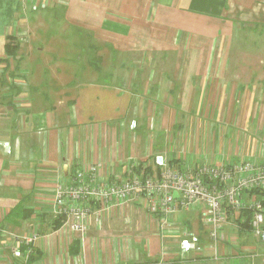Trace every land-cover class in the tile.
<instances>
[{
	"label": "crops",
	"instance_id": "crops-1",
	"mask_svg": "<svg viewBox=\"0 0 264 264\" xmlns=\"http://www.w3.org/2000/svg\"><path fill=\"white\" fill-rule=\"evenodd\" d=\"M251 34L264 45V0H0V223L24 233L39 222L30 264H69L75 239L79 264H264L245 210H226L215 249L201 208L177 210L168 230L129 204L82 241L48 232L56 182L84 164H100V182L152 171L157 155L180 168L262 164L264 52L246 50ZM78 37L98 64L88 58L75 83L63 64L49 74L42 48L59 54ZM242 197L264 200V188ZM183 231L201 248L182 252Z\"/></svg>",
	"mask_w": 264,
	"mask_h": 264
},
{
	"label": "built area",
	"instance_id": "built-area-1",
	"mask_svg": "<svg viewBox=\"0 0 264 264\" xmlns=\"http://www.w3.org/2000/svg\"><path fill=\"white\" fill-rule=\"evenodd\" d=\"M153 163L155 170L160 167L157 175H145L140 170L111 183L96 181L99 163L84 164L74 169L69 182L57 181L52 195L51 214L63 218L56 231L63 234L75 232L82 241L91 218L99 224L103 211L112 206L121 209L128 204L142 202L147 220H153L156 215L168 217L178 209L188 210L202 205V220L211 227L210 235L214 238L211 245L215 249L225 219L224 208L230 206L237 211L243 207L253 210L252 230L264 241L262 199L244 201L242 197L243 190L264 188V160L260 165L245 160L228 165L205 163L180 168L157 155ZM175 191L177 196L173 193ZM162 223L169 227L164 219ZM38 232L37 220H34L29 232L20 234H11L0 224V264H30L35 257L33 245L41 237ZM190 239H180L184 250L201 248L195 236ZM70 255L72 261L69 264H79L76 261H80L78 254Z\"/></svg>",
	"mask_w": 264,
	"mask_h": 264
},
{
	"label": "rangeland",
	"instance_id": "rangeland-1",
	"mask_svg": "<svg viewBox=\"0 0 264 264\" xmlns=\"http://www.w3.org/2000/svg\"><path fill=\"white\" fill-rule=\"evenodd\" d=\"M60 27L61 26H58V25L52 23V25H50L47 28V30H52V31L53 30H58ZM70 35H73V34L70 33ZM70 35H69V37L71 39L72 36H70ZM37 36H38V34L35 37H37ZM249 36H252L254 38L253 39L254 41L253 42H251V41H247L246 42L245 45L248 46V47H251L250 49L246 48V50H248V51L249 50H256V51H251L250 52L251 54H255V53L258 54L257 52L262 50V51L259 52V54L261 55L264 52V50H263V46L264 45L262 44V42H260V37L254 35V34H251ZM35 37L32 36V40ZM86 44L87 43L85 41H83L82 39H80L78 37L77 38V45L78 46L74 45L75 49H72V50L68 49V50L59 51V54H60L61 57L57 58L59 56V54L54 52V51H51L50 49H48V46L51 45V42H47V45H45V47L42 48L41 53H42V55H45V58H46L45 61L46 62H49L50 64L55 63V64H52V65H49L50 72H48V73L49 74H54L53 73V69L55 68L54 65H59L58 63H60V64H63V66L68 70L67 73L68 74L70 73V78L72 79L73 83H75L80 78H83L84 75H85L84 71H87V69H89L87 67V65H86V63L88 61V58L92 62V64H98V62H97L98 59H94L93 52L89 51V49L87 48ZM238 49H240V48L237 46L236 43L231 45V51L229 53L230 56H229L228 53H227L228 55L225 54L224 60L228 59V57H229V61L232 64V62L237 57V54H240V52H238ZM90 69H91V67H90ZM103 70H104V68L101 69V71L99 73V76H98V79L104 81V80L108 79V76H105V71H103ZM172 70L173 69L170 68V72ZM218 127L220 128L221 126H218ZM184 134H185V131L183 132L182 135H184ZM173 146H174V142H173ZM4 212H7V211H4ZM91 219L93 220V218H91ZM5 221H7V220H5ZM5 228L10 230L11 232L13 231V232H15L17 234L22 233V232H19V230H17L15 227H12V226H6ZM27 229H26L27 232L30 231L31 230V226L28 227ZM24 233H26V232H24ZM86 234H87V232H86ZM78 236H79V234H78Z\"/></svg>",
	"mask_w": 264,
	"mask_h": 264
},
{
	"label": "trees",
	"instance_id": "trees-1",
	"mask_svg": "<svg viewBox=\"0 0 264 264\" xmlns=\"http://www.w3.org/2000/svg\"><path fill=\"white\" fill-rule=\"evenodd\" d=\"M16 47V44H14L13 46H12V48L11 49H13V48H15ZM6 51L7 52H10V49H9V45L7 44V49H6ZM153 165H154V163H153ZM142 166L139 164V165H137V167L136 168H139V169H137V171H135V172H139L140 170H142L146 175L149 173H153V172H155V171H153V170H155V168L152 170V171H149L147 168H149L150 169V167H147V168H145V169H143V168H141ZM135 168V167H134ZM159 170H160V168L158 167V172H159ZM70 177H72V175L70 176ZM69 177V178H70ZM124 178H127V176H125ZM124 178H122V179H124ZM115 180H119V179H115ZM107 182H113V180H109V181H107ZM262 189L261 188H251V189H248V190H243V192H242V195H243V193H245V192H255V191H257V192H259V191H261ZM259 199V198H258ZM262 204H263V206H264V200L262 199ZM129 205V204H128ZM132 205H136V206H142V207H144V205H143V203L142 202H138V203H132ZM145 208V207H144ZM179 210V209H178ZM243 211L245 210V211H248V212H250V220H251V217H252V212H251V210L248 208V207H244V209H242ZM177 211V210H176ZM175 211V212H176ZM241 211V210H240ZM157 216V218L159 217V219L160 218H162V219H166V221H168V217H164V216H159V215H156ZM56 219H54L55 221L53 222V224L49 227V229H48V232L49 231H53V230H56V229H58L60 226H61V224H62V216H57V217H55ZM93 221L94 222H96L94 219H93ZM92 222V221H91ZM91 222H90V224H89V227H88V229L87 230H89V228H90V225H91ZM249 223H250V221H249ZM263 227H264V223H263ZM250 228H251V225H250ZM164 229V228H163ZM252 229V228H251ZM86 230V231H87ZM166 230V229H165ZM88 232V231H87ZM74 244H73V246L71 247V252H73V254H77V248H75V244L76 243H78V241H77V239H75L74 240V242H73ZM76 247H77V244H76ZM75 248V249H74ZM72 249H74V250H72Z\"/></svg>",
	"mask_w": 264,
	"mask_h": 264
},
{
	"label": "bare ground",
	"instance_id": "bare-ground-1",
	"mask_svg": "<svg viewBox=\"0 0 264 264\" xmlns=\"http://www.w3.org/2000/svg\"><path fill=\"white\" fill-rule=\"evenodd\" d=\"M238 162V161H237ZM203 164H205V163H203ZM224 164H226V165H228L229 163H224ZM160 168V167H159ZM187 168V167H186ZM143 174H145L144 172H142ZM157 173H158V170L156 169V171L155 172H153V173H148L147 175H154V174H156L157 175ZM98 173H96V181L97 182H100V181H98L99 179H98V175H97ZM131 174H128L127 175V177H129ZM146 175V174H145ZM72 177H70V178H68L67 179V181H63L62 179L61 180H59V181H63V183H67V182H69V180L71 179ZM95 181V182H96ZM100 183H109V182H100ZM111 183V182H110ZM56 184H57V182H56ZM56 184H55V186H54V188L56 189ZM55 192V191H54ZM194 208H201V211H200V214L203 212V206L202 205H199V206H196V207H194ZM194 208H192V209H194ZM227 209H230L231 211L232 210H234L232 207H230V206H225V208H224V210H225V212H226V210ZM242 209H244V207L242 208ZM242 209H240V210H242ZM250 210H251V212L253 211L251 208H249ZM107 210V209H106ZM105 210V211H106ZM189 210V209H188ZM240 210H238V211H240ZM105 211H103V212H105ZM224 212V213H225ZM201 216H202V214H201ZM252 217H253V212H252ZM252 217H251V220H252ZM225 218H226V213H225ZM202 219H203V216H202ZM225 220V219H224ZM251 220H250V223H251ZM162 221H163V219H162ZM164 221H166V219L164 218ZM203 221V220H202ZM168 224H169V222L168 221H166ZM249 223V224H250ZM163 224V223H162ZM251 225V224H250ZM167 226H165V224H163V227H161V228H164V229H166V230H168V229H170V228H166ZM169 227H171L170 226V224H169ZM251 228H252V225H251ZM210 230H211V227H210ZM253 231V230H252ZM29 232V231H28ZM27 233V232H26ZM210 233V232H209ZM192 236H195V239H197L198 237L196 236V235H193V234H191V233H189V232H186V231H183V232H181L180 233V239H187V240H191L190 238L192 237ZM180 239H178L179 240V246H180V249L182 250V252H188V250H193V249H188V250H184L182 247H181V240ZM197 241H198V239H197Z\"/></svg>",
	"mask_w": 264,
	"mask_h": 264
},
{
	"label": "water",
	"instance_id": "water-1",
	"mask_svg": "<svg viewBox=\"0 0 264 264\" xmlns=\"http://www.w3.org/2000/svg\"><path fill=\"white\" fill-rule=\"evenodd\" d=\"M173 193H174V195H175V196H177V195H178L176 191H175V192H173Z\"/></svg>",
	"mask_w": 264,
	"mask_h": 264
}]
</instances>
